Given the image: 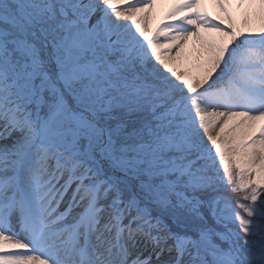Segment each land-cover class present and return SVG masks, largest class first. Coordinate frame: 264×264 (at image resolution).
Wrapping results in <instances>:
<instances>
[{
    "label": "snow or ice",
    "instance_id": "1",
    "mask_svg": "<svg viewBox=\"0 0 264 264\" xmlns=\"http://www.w3.org/2000/svg\"><path fill=\"white\" fill-rule=\"evenodd\" d=\"M157 3L0 0V264H264V0Z\"/></svg>",
    "mask_w": 264,
    "mask_h": 264
},
{
    "label": "bare ground",
    "instance_id": "2",
    "mask_svg": "<svg viewBox=\"0 0 264 264\" xmlns=\"http://www.w3.org/2000/svg\"><path fill=\"white\" fill-rule=\"evenodd\" d=\"M170 3L171 0H158L156 7L151 14V19L148 21L146 26L154 29L157 27L158 24H161L164 21L163 18L165 13L168 11ZM209 11L212 12L213 15H220L219 10L212 5H209ZM191 43L192 42H189V46L186 50L185 55L187 54V52H191Z\"/></svg>",
    "mask_w": 264,
    "mask_h": 264
},
{
    "label": "rangeland",
    "instance_id": "3",
    "mask_svg": "<svg viewBox=\"0 0 264 264\" xmlns=\"http://www.w3.org/2000/svg\"><path fill=\"white\" fill-rule=\"evenodd\" d=\"M166 21V20H165ZM169 22V21H166V23ZM148 23V22H147ZM155 29V28H154ZM161 43H164V40L163 38H161ZM190 47H191V52H187V54L185 55L186 56V59L187 58H190L191 55H192V51H193V48H192V43L190 44ZM174 54V53H173ZM229 196L232 197V199L234 200L235 199V196L232 194V193H228ZM262 195H264V192H262Z\"/></svg>",
    "mask_w": 264,
    "mask_h": 264
}]
</instances>
